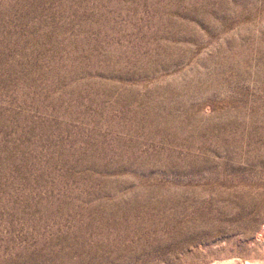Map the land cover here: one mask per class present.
I'll return each instance as SVG.
<instances>
[{
  "label": "rangeland",
  "instance_id": "1",
  "mask_svg": "<svg viewBox=\"0 0 264 264\" xmlns=\"http://www.w3.org/2000/svg\"><path fill=\"white\" fill-rule=\"evenodd\" d=\"M230 260L264 262V0H0V264Z\"/></svg>",
  "mask_w": 264,
  "mask_h": 264
},
{
  "label": "bare ground",
  "instance_id": "2",
  "mask_svg": "<svg viewBox=\"0 0 264 264\" xmlns=\"http://www.w3.org/2000/svg\"><path fill=\"white\" fill-rule=\"evenodd\" d=\"M238 261H234V260H230V261H224V262H219V263H216V264H240V262L239 263H237ZM243 263V262H242ZM245 264H264V262H260V261H257V260H254V261H247V262H245Z\"/></svg>",
  "mask_w": 264,
  "mask_h": 264
}]
</instances>
